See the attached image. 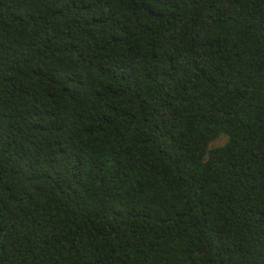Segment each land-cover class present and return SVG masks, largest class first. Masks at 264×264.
<instances>
[{
	"label": "trees",
	"instance_id": "trees-1",
	"mask_svg": "<svg viewBox=\"0 0 264 264\" xmlns=\"http://www.w3.org/2000/svg\"><path fill=\"white\" fill-rule=\"evenodd\" d=\"M0 264H264V0H0Z\"/></svg>",
	"mask_w": 264,
	"mask_h": 264
},
{
	"label": "rangeland",
	"instance_id": "rangeland-1",
	"mask_svg": "<svg viewBox=\"0 0 264 264\" xmlns=\"http://www.w3.org/2000/svg\"><path fill=\"white\" fill-rule=\"evenodd\" d=\"M225 142V139L218 140L214 145H222Z\"/></svg>",
	"mask_w": 264,
	"mask_h": 264
}]
</instances>
